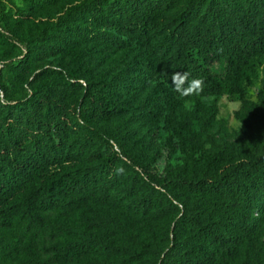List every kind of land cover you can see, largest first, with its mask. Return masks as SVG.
Here are the masks:
<instances>
[{"label":"trees","instance_id":"trees-1","mask_svg":"<svg viewBox=\"0 0 264 264\" xmlns=\"http://www.w3.org/2000/svg\"><path fill=\"white\" fill-rule=\"evenodd\" d=\"M11 1L0 2V37L19 47L16 62L7 61L12 75L80 40L90 50L122 49L126 58L123 93L115 83L103 89L97 75L67 79L54 68L19 98L0 90V264L87 254L85 264H264L252 226L256 208L264 210V123L250 122L237 141L223 138L200 162L156 173L137 160L148 142L126 122L151 125L166 110L170 123L189 97L195 105L208 94L244 101V70L264 54V0H79L26 37L16 32L18 18L52 0H24L17 10ZM11 16L5 28L1 21ZM178 71L203 79V92L179 96L170 86ZM151 80L141 95L139 84ZM80 115H119L133 143L112 148L75 125ZM183 122L192 142L189 118Z\"/></svg>","mask_w":264,"mask_h":264},{"label":"rangeland","instance_id":"rangeland-1","mask_svg":"<svg viewBox=\"0 0 264 264\" xmlns=\"http://www.w3.org/2000/svg\"><path fill=\"white\" fill-rule=\"evenodd\" d=\"M23 1L13 0L11 3L14 8H21ZM78 1L52 0L50 4L36 6L30 16L18 18L16 21L14 27L18 36L26 37L34 30L52 25L66 6ZM178 6L179 4H175L168 11H173ZM12 17L2 19L5 28L13 26ZM87 44L86 41L80 40L77 44L64 47L53 55L35 58L24 72L12 75L14 71L9 69L7 61L11 64L16 62L19 47L16 43L12 44L0 37V59L6 61L5 66L0 67V90L11 98H19L31 85H39L49 80L50 75L47 71L54 68L67 79L74 76L79 80H89L91 75H97L98 84L103 89L106 84L115 83L117 91L123 93L121 79L125 68L124 51L111 48L90 50ZM213 68L218 69L217 66ZM244 72V101L233 94L224 93L213 101V96L208 94L199 96V105L194 104L192 97L180 101L174 107L170 123L164 118L166 110H163L151 125L128 117L126 122L134 130V138L148 142L146 147L141 148L137 160L156 173L174 171L203 160L216 149L223 138L233 141L243 138L248 132L250 122L259 128V125L264 123V54L253 57ZM153 82L154 80L141 81L140 94H147ZM77 105L78 102H75L74 106ZM193 111H196L197 116L192 115ZM185 117L189 118V128L194 133L192 142L188 138L189 131L183 122ZM79 119L73 120L75 125L82 129H94L108 138L112 148L116 150L133 143L132 140L125 139L126 126L119 115H112L107 119H90L80 115ZM195 143H198L197 146ZM253 216V230L264 245V210L258 206ZM138 232L143 233V227H140ZM60 239L61 234L41 238L40 243L46 245ZM84 258L90 259L91 255H83L79 260H57L54 264H85Z\"/></svg>","mask_w":264,"mask_h":264},{"label":"clouds","instance_id":"clouds-1","mask_svg":"<svg viewBox=\"0 0 264 264\" xmlns=\"http://www.w3.org/2000/svg\"><path fill=\"white\" fill-rule=\"evenodd\" d=\"M189 73L187 71L174 72L171 79V87L181 97H189L199 95L203 92L204 81L200 78H194L191 81L188 80ZM122 171V170H120Z\"/></svg>","mask_w":264,"mask_h":264},{"label":"built area","instance_id":"built-area-1","mask_svg":"<svg viewBox=\"0 0 264 264\" xmlns=\"http://www.w3.org/2000/svg\"><path fill=\"white\" fill-rule=\"evenodd\" d=\"M3 1V0H0V2Z\"/></svg>","mask_w":264,"mask_h":264}]
</instances>
